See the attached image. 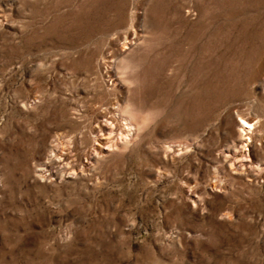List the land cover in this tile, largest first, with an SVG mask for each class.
<instances>
[{"label": "rangeland", "instance_id": "1", "mask_svg": "<svg viewBox=\"0 0 264 264\" xmlns=\"http://www.w3.org/2000/svg\"><path fill=\"white\" fill-rule=\"evenodd\" d=\"M0 264H264V0H0Z\"/></svg>", "mask_w": 264, "mask_h": 264}, {"label": "clouds", "instance_id": "2", "mask_svg": "<svg viewBox=\"0 0 264 264\" xmlns=\"http://www.w3.org/2000/svg\"><path fill=\"white\" fill-rule=\"evenodd\" d=\"M160 115H162V113ZM160 115H158L157 112L151 110L147 111L143 113V122L146 125H150L154 123L156 120H158L160 118Z\"/></svg>", "mask_w": 264, "mask_h": 264}, {"label": "bare ground", "instance_id": "3", "mask_svg": "<svg viewBox=\"0 0 264 264\" xmlns=\"http://www.w3.org/2000/svg\"><path fill=\"white\" fill-rule=\"evenodd\" d=\"M242 127V131H243V134H244V130L247 129L249 126H250V123H248L247 121H243L240 125ZM107 142L105 141H100L99 143V151L100 152H104V149L106 148H103L102 145L106 144ZM114 144V143H113ZM113 146V145H112ZM96 151V150H95ZM55 155V154H54ZM52 157V156H51ZM54 157V156H53ZM52 157V158H53ZM58 158V157H57ZM51 159V158H50ZM64 159V158H63Z\"/></svg>", "mask_w": 264, "mask_h": 264}]
</instances>
